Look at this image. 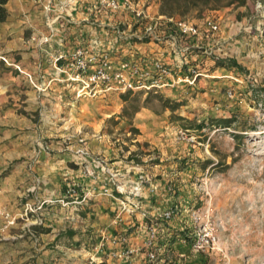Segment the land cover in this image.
Wrapping results in <instances>:
<instances>
[{
    "label": "rangeland",
    "instance_id": "rangeland-1",
    "mask_svg": "<svg viewBox=\"0 0 264 264\" xmlns=\"http://www.w3.org/2000/svg\"><path fill=\"white\" fill-rule=\"evenodd\" d=\"M255 1L213 0L206 7L189 6L180 9V15L169 16L162 13L161 0H129L134 8L146 13L150 22L158 20L159 16L198 25L212 20L219 25V30L225 26V37L232 39L240 38L243 33L260 36L263 25L256 13ZM120 13L130 28L120 25L119 33L132 34L133 25L137 26L135 19L127 10ZM137 35H142L141 27ZM213 39L218 37L214 35ZM227 42L210 45L220 59H224L219 56L226 52ZM245 48L246 52H255L253 46ZM241 56L242 69L238 75L229 72L224 78L205 77L216 76L220 73L213 72L223 69L213 68L210 58L204 57L203 64L193 67L199 74L194 83L185 82L187 87L183 89L135 90L131 91L127 102L121 99L125 93L113 92L118 95L111 99V95L104 96L101 100L108 101L112 109L105 112L97 105V110L76 119L73 126L64 130L70 132L69 136H61L64 133L61 124L38 121L39 111L29 112L38 128H32V133L25 126L14 135L0 131V229L19 221L31 231H37L42 226L41 213L46 212L45 207L52 208L54 213L57 208L64 209L66 230L72 227V220L66 217L75 213L84 218L92 213L88 197L94 189L90 188L88 179L95 175L88 167L92 162L88 145L95 141L97 145L113 149L119 159L136 168V174L130 172L122 178H114L118 181H111L122 186L124 192L120 194L115 186L109 188L108 202L104 203L108 206V227L110 222L116 221L115 226L123 229L113 230V239L120 236L129 239L130 232L141 222L145 227L153 225L158 230L156 261L143 260L144 264H199L196 262L199 257L204 264H264V62L256 67L258 63L253 65V57L243 58L245 53ZM185 73L173 76V80L180 85L182 82H177V78L189 75V71ZM227 91L233 93V98L226 96ZM17 97L18 111L25 116L21 103L25 97L23 94ZM134 107L138 112L145 110L152 115L165 116L164 120L153 122L154 132L148 135L149 140L140 137L142 133L135 126L137 119L134 121L137 113L131 116ZM113 111L117 112L110 115ZM224 120L230 121L229 127L221 125ZM235 135L237 138L233 137ZM78 145H81L76 151L77 156L82 157L81 173L69 170L61 173L59 178L65 186L59 190L58 198L53 191H43L42 181L57 176L41 169L45 163L42 151L52 156L57 150L67 151ZM81 150L86 154H80ZM67 164L68 169L73 167V163ZM139 175H146L157 184V190L149 192L146 188L135 197L131 184ZM51 192L55 198L48 197ZM13 205L22 213L14 222L9 216L5 218ZM142 206L149 213L139 223L135 216L139 218ZM165 211H173L170 221L162 218ZM81 223L79 226L85 227ZM181 231L190 239L182 238ZM171 240L173 242L169 243ZM111 241L108 236V242ZM198 242L202 247L200 252H194L192 246ZM83 245L87 249L94 248L92 241ZM113 251V246H108V254ZM81 254L83 259L90 260L85 251ZM110 261L114 263L116 259L110 257Z\"/></svg>",
    "mask_w": 264,
    "mask_h": 264
},
{
    "label": "crops",
    "instance_id": "crops-1",
    "mask_svg": "<svg viewBox=\"0 0 264 264\" xmlns=\"http://www.w3.org/2000/svg\"><path fill=\"white\" fill-rule=\"evenodd\" d=\"M77 1L76 4H69L67 0H7L8 17L5 23L0 24V56L7 57L10 61L17 63L24 73L30 74L34 79L35 86L29 83L24 73H19L0 61V131L11 132L14 135L18 129L25 126L28 130L31 129L32 133L37 126L29 112L39 111L38 121L48 125L52 122L61 124L60 128L64 132L71 124L73 126V121L97 110V105L105 112L112 109L107 105L108 101H103L101 98L111 95L109 98L111 99L117 96V93H106L96 99L85 97L77 99L74 95L75 87L65 81L64 73L57 70L58 66L64 65L77 48L87 51H111L110 55L114 62L125 59L130 62H140L143 66L151 60L159 58L163 62L165 61V64L172 65L174 69L172 77L166 80L168 86L164 90L172 92L174 88L177 90L187 87L184 84V78H180V82H182L180 85L173 80V76L185 75L186 69L178 68V64H182L183 60L174 53L170 45L167 46L166 43L159 45L151 41L134 42L133 36H138L139 27L133 25V32L129 35L125 31L121 33L118 31L120 25H127V28H130V25L123 21L122 13L118 12L108 16L104 12L93 10L94 0ZM46 5L51 7L49 12L44 9ZM123 17L125 18V16ZM159 18L161 17L159 16L157 19ZM223 28V30L220 28L219 32L215 34L218 39H213L214 44L217 46L222 42H227L228 39L231 41L227 42L226 52H223L219 57L233 59L237 64H240L242 62L240 61L241 54L245 53L246 56L243 58L253 57V65L258 63L256 67L259 63L264 62V48L258 35L248 36L247 33H243L240 38L232 39L228 35L225 37V26ZM45 38L47 42H43ZM189 42L203 46L211 45L209 42L202 41L201 38H193ZM245 46H251V48L253 46L252 50L254 49L255 52H246ZM118 54L119 58L116 57ZM214 54L219 55L217 52ZM58 56H62L63 60L56 64L55 59ZM191 56V59L197 61L198 64H201V59L204 58L202 53L195 49L192 50ZM202 71H205V68H202ZM218 72L220 74L216 76L214 74L204 76L224 78L229 75V72L225 70L213 73ZM198 82L200 84L201 81ZM210 84L217 85L212 81ZM22 94L25 97L21 102L24 105L22 109L25 111V116L18 111L20 106L17 104V100H19L17 96ZM10 98L13 99L10 100ZM115 112L117 111L111 112L110 115H114ZM105 116L108 117V115ZM164 118L163 114L156 116L145 110L138 112L134 121L137 119L135 126L142 133L141 139L149 140L148 135L154 132L153 122L162 121ZM148 130L150 133L146 132ZM69 133V131L64 132L61 136H69ZM88 147L91 154L89 159L92 161L88 163V167L95 175L88 179L90 188L94 189L91 197H88L93 212L84 218L75 213L72 214V217H66L68 220H72V223L67 221L72 225L67 230L64 228V209L57 208L54 213L53 209H48V207L43 210L46 212L41 213L42 226L37 231H31L24 227L25 223L22 224L19 221L8 228H1L0 264H93L92 262L95 264L101 262L122 264L120 259H116L114 263L110 261L108 246L112 245L108 242V236L112 240L113 230L122 231L123 229H118L115 222H110L108 227V206L104 203L108 202V197L101 195V191L105 186L113 188L114 183L111 181L119 180L114 178H122L130 172L136 174L134 171L136 168L124 163L119 159V155L113 153L115 151L109 147L97 145L95 141ZM70 148L67 151L57 150V153L52 156L42 151L45 163L41 169L47 173H56L52 176L57 177L45 178L41 185L43 191L55 192L56 198L60 195L59 190L65 186L64 181L59 178L61 173L69 170L80 174L83 169L80 163L82 157L76 154L81 145ZM67 162L73 163L71 169H68ZM137 171L142 172L141 170ZM114 174L117 175L113 177ZM53 192L48 197L55 198ZM143 208L142 206V212L148 214L149 212ZM145 208H147L146 205ZM9 212L10 215H7L13 222L22 216L15 205L9 208ZM135 218L140 223L142 216L139 214V218L137 215ZM111 219L113 218L111 217ZM81 222L85 224V227L79 226L82 224ZM144 225L145 223L141 222L136 230L130 232L129 239H127V244L130 247L140 249L138 254L132 257V264L145 263L142 251L145 239ZM86 233H89L87 234L89 235L88 239ZM101 238L105 240L102 247L100 246ZM88 241H92L93 249H87L83 245ZM83 251L86 256H90V260L82 258L81 252ZM85 255L83 254V256Z\"/></svg>",
    "mask_w": 264,
    "mask_h": 264
},
{
    "label": "built area",
    "instance_id": "built-area-1",
    "mask_svg": "<svg viewBox=\"0 0 264 264\" xmlns=\"http://www.w3.org/2000/svg\"><path fill=\"white\" fill-rule=\"evenodd\" d=\"M67 2L69 4H76L78 1L67 0ZM92 8L95 11L104 12L108 15L122 10L130 12L137 26L142 28V35L137 37L140 39L146 38L151 42L161 45L166 43L183 60L182 64H178V68L186 69L185 72L189 71V75L184 77L185 82L189 84H193L199 75L193 67L192 69L191 66L187 65V62L192 57L191 52L193 49H200L205 58L217 57L212 52L211 46L197 45L194 42H189L190 39L201 38L205 43L209 42L211 44L213 36L219 32V25L212 20H206L201 25L172 17H161L156 21L150 22L146 13L134 8L129 0H94ZM44 9L49 12L51 7L50 5H46ZM255 10L262 20L263 30L259 37L264 48V0L255 1ZM43 42H47V39H43ZM110 52H101L99 50L87 51L77 48L64 65L58 66L57 70L66 75L65 81L75 87V98L96 99L106 93H125L135 90L156 92L168 86L166 80L172 77L174 73L173 68L167 67L159 58L153 59L143 66L140 62H130L125 59L114 62ZM61 60H63V57L58 56L55 59V63L57 64ZM0 61L19 73H24L17 63L10 61L7 57L0 56ZM24 75L29 83L35 86L33 77L28 73H24ZM180 80V78H177V81ZM226 96L233 98V93L227 91ZM79 153L86 154L82 150ZM116 175L114 174L113 177ZM114 186L120 194H123L124 190L122 186ZM146 188L149 189V192H154L158 188L157 184L151 182L146 175H139L131 184L132 193L135 197H139ZM108 192L109 188L105 186L102 189V194L108 196ZM140 215L145 219L148 214L141 212ZM172 217L173 211H165L162 214V218L165 221H170ZM5 218H8L7 214H5ZM144 230L145 240L142 248L144 259L148 263H154L156 261L155 247L159 233L153 225L144 227ZM205 242L208 243V240ZM102 243L104 244V239H101V247L103 246ZM110 244L114 247L115 251L109 253V256L114 259H120L122 264H132V257L140 251V249L130 247L127 244V238L124 236L112 239ZM201 247L202 245L198 242L192 246V250L200 252Z\"/></svg>",
    "mask_w": 264,
    "mask_h": 264
},
{
    "label": "trees",
    "instance_id": "trees-1",
    "mask_svg": "<svg viewBox=\"0 0 264 264\" xmlns=\"http://www.w3.org/2000/svg\"><path fill=\"white\" fill-rule=\"evenodd\" d=\"M213 0H161L162 2V13L164 15H171L173 13L180 15V9H185L187 7L190 6V8H197V7H201V6H208ZM6 2L7 0H0V24H3L6 22V19L8 17V12L6 9ZM182 3V4H181ZM184 12V11H183ZM134 42H141V43H146L149 42L148 39L143 38L140 39L139 37H134L133 39ZM161 45V44H159ZM195 50L200 51V49L195 48ZM119 54L116 55L117 58H119ZM112 58V56H111ZM113 60V58H112ZM114 61V60H113ZM211 63L213 64V68L216 69H223L226 72H230V73H235L236 75H238L239 71H241V67L239 64H237V62L233 59H220L217 57H211L210 58ZM196 64V65H195ZM201 64H203V59H201ZM187 65L196 68L197 65H200L197 63V61L189 59V61L187 62ZM262 92L264 93V89L262 90ZM136 93H142V91H137ZM131 95V91H127L125 92L124 95L121 96V99L123 102H127L128 98ZM175 102V101H174ZM136 113H138V109L136 107H134V111L133 114L131 116H134ZM125 117V111H124V115ZM221 125H224V127H229L230 126V121L229 120H224L221 122ZM200 128V127H199ZM234 138H237V136H233ZM181 237L184 239H190L188 236H186L184 231H181ZM167 237L169 239L173 240L175 239V237H172L171 235H167ZM173 240L169 241V243L173 242ZM196 262H199V264H204L202 263V258L199 257L198 259H196ZM193 262V260H191ZM100 264H105L104 262H101Z\"/></svg>",
    "mask_w": 264,
    "mask_h": 264
}]
</instances>
